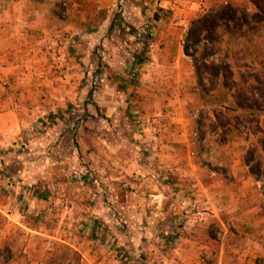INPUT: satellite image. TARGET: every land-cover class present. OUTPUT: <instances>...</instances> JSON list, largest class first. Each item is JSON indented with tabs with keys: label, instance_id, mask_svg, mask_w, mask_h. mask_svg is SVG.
I'll return each instance as SVG.
<instances>
[{
	"label": "crops",
	"instance_id": "crops-1",
	"mask_svg": "<svg viewBox=\"0 0 264 264\" xmlns=\"http://www.w3.org/2000/svg\"><path fill=\"white\" fill-rule=\"evenodd\" d=\"M200 1L0 0V247L5 264H82V259L141 264V256L153 250L142 243L154 240L149 226L156 221V208L144 209L134 199L136 192L125 187L128 175L131 181L138 176L132 159L120 153L123 146L131 148L139 163L129 135L136 127L129 112L137 111L136 105L176 109L161 155L190 183L193 204L207 210L199 218L187 213L190 206L185 213L180 205L166 207L177 216L164 220L165 232L182 228L179 242L163 250L165 264H264V181L245 161L255 147L264 168L263 122L239 140L221 138L228 145L203 135L198 143L206 151L197 155L194 150L200 135L187 103L201 91L183 40ZM96 47L103 50L105 72L91 102L80 107L79 99H87L81 88ZM148 48L152 56L140 63ZM142 68L137 78L124 77ZM61 115L72 121L43 124ZM94 117L105 137L88 142L105 149L98 155L85 152L83 160L91 175L99 173L101 193L116 195L113 204H104L89 174L82 175L85 166L72 155L75 151L65 156L58 149L72 132L79 142L87 132L93 134ZM76 119L80 123H73ZM45 127L56 132L37 140ZM49 149L56 154L47 155ZM203 155L208 162L200 159ZM81 180L86 185L76 188ZM59 195L70 201L62 213ZM145 213L153 218L144 219ZM119 245L127 251L124 259Z\"/></svg>",
	"mask_w": 264,
	"mask_h": 264
},
{
	"label": "rangeland",
	"instance_id": "rangeland-1",
	"mask_svg": "<svg viewBox=\"0 0 264 264\" xmlns=\"http://www.w3.org/2000/svg\"><path fill=\"white\" fill-rule=\"evenodd\" d=\"M234 2L235 3L233 4L241 7L250 6L248 0H239V2L237 0ZM216 4H220V3L212 4L210 2L209 3L207 2V6H208L207 10H209V8H211ZM120 7L121 5L115 10H117L118 12L119 10H121ZM205 12H198L197 15ZM148 51H150L149 48L148 50L142 52L141 55L143 57V62L140 63H144V64L145 62L148 63V60L152 56V54H150ZM211 59H214L215 62H219L221 60H225L229 62L234 70V75H235L234 79L236 80L238 85L239 84L241 85V86L239 85V88H242L244 90L249 88V86H253V85L256 86L257 81H255L254 77L255 75L259 74L260 80L262 81L259 84L260 90L258 91L256 90L255 93L256 95H258L260 94L261 90L264 91V28L258 30L256 36H254L252 39H249L245 36L231 38L228 35H224L221 42L217 45V51L215 55H213ZM104 60L105 59H104L103 50L101 49V47H96L94 52L92 53L91 64L86 68V76L81 88V91L85 92L84 96L86 95L87 99H85V101L79 99V102H77V104L80 107L86 105L88 102L89 103L91 102V98H92L91 96L93 95L97 87L100 85L101 75L103 72H105ZM193 69H194L195 81L197 82L195 68ZM143 71L144 69L143 70L135 69L133 70V74H135L137 78V75L138 74L141 75L140 73ZM205 80L207 87H209L210 83L206 77ZM84 85H88V88H85ZM83 89L86 90L84 91ZM152 103L155 104L156 102H152ZM136 106L138 107L136 108L137 111H133V113L129 112V115L131 117L133 114L134 124H136L135 132L133 131L131 132L129 130V135H132L133 139L135 140L134 143L137 146V152L139 153L136 154L139 157V163L137 162L138 160L136 159V156L132 154L131 148L123 146L120 149V153L125 157H127L126 155H128L129 157L128 160L132 159V161L134 162V167L132 169H135V173L137 172L138 177L132 176V181H131V179L129 178L130 175H128L129 177L124 181L126 182L125 187L128 188V190L136 192L134 199H137L138 203H140L144 207V209L148 210V208H150L151 210V208H156L155 209L156 211L153 212L156 221L149 226L150 227L149 229L151 231V235L153 236V239L155 240L157 238L160 239L161 241L160 240L154 241L151 239L143 240L144 242L142 243L143 246L145 247L153 246L154 248L152 251L151 250L148 251L149 253L147 254V257L146 255H143L144 260L143 262L140 260L141 264H150L151 261H154L155 264H162L164 262L162 256L163 250L166 248V246H168L163 244L162 236L169 234L168 230L167 232H165V227L162 225V223L163 220H165V218L167 217V215H169V217L172 216L171 211L166 209V207L170 208L171 204L173 206L180 205L179 207L183 206L182 208L183 213H185L186 212L185 208L186 207L188 208L190 206L188 208L187 213L190 214L195 213L194 216L196 215V217L200 216L197 215L196 212H205V211L207 212V210L204 209L202 205H197L196 202L193 204L195 200V194H193L192 190L188 188L190 183L188 184L187 183L188 181L181 177L180 171H178V169H176L173 166L166 165L164 159L162 158L163 155H161L164 153L165 150V148H162V145L165 143L164 134L166 133V130L170 128V125L172 126L174 124V120L175 119L177 120L175 116L176 109L175 108L170 109L168 106L167 107L165 106V107H160L159 109L150 108L148 110H144V106L143 109H139L140 108L139 105ZM226 106H229L231 108H226ZM233 106H234V102L232 98L228 96V91L222 85L221 79L215 86V89H212L210 92H208V94L201 91L199 96L194 97L193 101H189V103H187V107L189 110H191L193 117L197 118L196 119L197 133L200 135L197 138L195 137L197 144H195L194 150L196 151L197 155H198L197 151L200 150L199 154L202 155L201 152H205L207 149V147L204 146L202 143L201 144L198 143V140H200L199 142L203 141V139H201L203 135L207 136V138H210V140L219 141L220 143L224 142L228 145L227 141L225 140L228 139V142H231L233 140L235 141L239 140V138H243L245 134L248 133L249 131H253V130L256 131L260 126V122H263L264 124V111L260 112L258 110H251V109L234 110L232 109ZM82 119L83 118H81L80 121ZM69 120L72 121V118H67L66 115L59 116V120H57L53 116H49L48 120L43 124L48 127L52 125V122L65 125L69 123ZM80 121L76 119L75 121H73V123L78 124L80 123ZM91 122L93 124L92 127L93 134L91 132H87V135L84 136L85 138L83 139L84 141L81 140L79 142L77 139L78 138L80 139V136L75 137L76 135H74V133L72 132V135H70L71 137L68 139V141H66L67 139H65L62 147L58 148L61 150L60 151L61 154L68 156L71 155L70 153H72V151L74 150L75 153L72 155L77 156V159L79 160H83V157L85 156V152L87 154V152H89L90 150H94L97 152L98 155L100 154L101 150L105 149V147H103V145H101L100 143L95 144L93 142L90 143L88 142L89 139L90 140L93 139V141L95 142L105 137L104 134H102V132L98 128V124H100L98 119L94 117L91 119ZM74 127L75 126H73V128ZM155 127H157V129ZM47 129H48L47 131L45 132L40 131V133L36 135L37 140H39L40 138L45 140L44 136L50 137L51 134L53 135V133L56 132L53 131V129L50 128ZM63 135L64 134H60V136ZM221 138L225 140H222ZM100 146H102L103 148H100ZM49 153L54 155L56 154V150L51 151V149H49L47 155H50ZM111 154L117 155L116 153L113 152ZM42 155L44 156L46 154H42ZM204 155L203 157L200 156L201 157L200 159L203 161L206 160L205 159L206 157ZM208 160L209 159H207L206 161L208 162ZM129 163H131V161ZM116 164L114 163L113 166L116 167ZM118 164H121V160H119ZM260 164H261V160H260ZM83 165L85 166V168L83 169L81 168L82 171H80L82 175L85 173L89 174L87 180L89 179L88 181L90 182V184L94 187L96 186V188L100 190L103 181H101V178L99 177V173L98 172L94 173L92 171V175H91L89 170L90 167L88 163H86L83 160ZM152 173H155L156 176L153 177ZM260 177L264 181V168L262 167V164H261V176H259V178ZM87 180L84 181L81 180L82 185H77L76 188H81L85 186ZM14 184L16 185V183ZM0 186L2 187V185ZM64 197H65L64 195L56 196V198L59 200L58 205H60L59 206L61 210L59 211L60 213L64 212V207L68 206L67 204H70L67 203L70 201L66 200L65 199L66 197L65 198ZM100 197H101V201L104 204L107 203L113 204L114 202H116L115 201L116 195L114 193L111 194L109 192V194H107L105 192H102L100 194ZM187 200L189 201V203L186 205L185 203ZM149 214L150 215L145 213L143 218L144 217H145L144 219L153 218L151 216L152 214L151 213ZM204 215L205 214L203 213V217ZM176 216L173 215L172 217H176ZM179 223L180 221L177 222V224ZM138 230L140 232V230L143 229L138 227ZM174 230L175 232H172L170 234H178L177 233L178 228H175ZM84 234H86V232ZM175 245L176 243L173 244L172 246L174 247ZM119 246H120L119 250L118 248H116L119 254L121 253L122 250H124V255L126 256L127 251L125 250V248H123V246L121 245ZM172 246L170 245V247ZM3 252L4 251L2 250V247H0V264H5L7 262L5 258H3ZM156 252H159L158 253L159 255H156Z\"/></svg>",
	"mask_w": 264,
	"mask_h": 264
},
{
	"label": "trees",
	"instance_id": "trees-1",
	"mask_svg": "<svg viewBox=\"0 0 264 264\" xmlns=\"http://www.w3.org/2000/svg\"><path fill=\"white\" fill-rule=\"evenodd\" d=\"M248 2L250 6L247 7H241L230 2L216 4L205 13L195 16L191 20L184 37L183 48L185 54L193 61L196 83L201 91L208 94L212 89H215L221 79L222 85L228 91V96L234 102L232 109H251L262 112L264 111V91L261 90L258 95L255 93L256 90H260L259 84L262 81L260 75L257 74L254 77L257 81L256 86H249L244 90L239 88L240 84L238 85L234 79V70L229 62L225 60L215 62L214 59H211L224 35L231 38L245 36L252 39L258 30L264 28V0H248ZM138 61L143 62L142 55ZM124 77L130 79L136 75L131 73ZM205 77L210 83L209 87L206 85ZM226 108L231 107L226 106ZM262 129L264 130V125ZM261 143L264 144V139L261 140ZM245 161L250 165L252 172L258 177L261 176V164L257 148H249ZM169 218L167 215L165 220H169ZM162 237L166 239L164 245L172 246L179 242L180 236L179 234H170ZM121 253L120 256L126 258L124 250ZM140 260L143 261L144 257L141 256Z\"/></svg>",
	"mask_w": 264,
	"mask_h": 264
},
{
	"label": "built area",
	"instance_id": "built-area-1",
	"mask_svg": "<svg viewBox=\"0 0 264 264\" xmlns=\"http://www.w3.org/2000/svg\"><path fill=\"white\" fill-rule=\"evenodd\" d=\"M197 7H198V12H205L208 9L207 3L204 0H201L200 3H198ZM153 120H155V119H153ZM155 128L157 129V127H155ZM203 213H206V211L205 212H196V214L200 215L199 218H203ZM177 228L180 230L182 228V226L180 225ZM82 264H87L85 259H82ZM150 264H155V262L151 261ZM162 264H165V262H163Z\"/></svg>",
	"mask_w": 264,
	"mask_h": 264
}]
</instances>
